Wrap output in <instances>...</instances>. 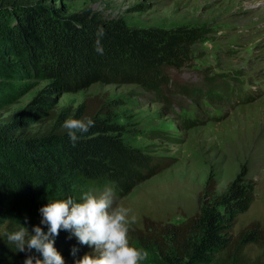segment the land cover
I'll return each mask as SVG.
<instances>
[{
	"label": "rangeland",
	"instance_id": "rangeland-1",
	"mask_svg": "<svg viewBox=\"0 0 264 264\" xmlns=\"http://www.w3.org/2000/svg\"><path fill=\"white\" fill-rule=\"evenodd\" d=\"M23 1L62 7L67 15L87 11L98 20H120L134 28L195 27L206 38L192 48L190 68L171 75L175 86L165 92L167 101L135 84L95 83L77 92L52 93L46 100L49 106L37 111L32 103L49 88L50 80L6 78L0 73V124L20 115L16 131L36 132L41 123L62 126L84 101L97 100L101 109L97 116L122 128L97 136L112 137L163 164L126 197L115 195L117 206L137 216L136 227H149V221L180 224L196 211L208 178L221 194L244 168L255 183V195L235 231L251 222L264 229V0ZM211 79L217 84L213 91L206 86ZM104 187L75 186L74 199ZM7 196L0 198V230H18L25 217L28 225H35L37 217L31 214L36 210L23 193L14 205ZM59 196L57 190H48L44 204ZM130 244L150 253L143 263L158 264L152 244L137 237L130 238ZM5 250L0 264H17L15 248ZM247 251L255 257L262 250L252 246ZM67 257L65 264H73L70 252Z\"/></svg>",
	"mask_w": 264,
	"mask_h": 264
},
{
	"label": "trees",
	"instance_id": "trees-1",
	"mask_svg": "<svg viewBox=\"0 0 264 264\" xmlns=\"http://www.w3.org/2000/svg\"><path fill=\"white\" fill-rule=\"evenodd\" d=\"M98 26L105 31L103 55L95 51ZM205 38L204 31L195 27L134 28L120 20H98L87 11L67 15L58 6L0 0V73L6 78L50 80L49 88L32 103L37 111L49 106L46 100L52 93L77 92L95 83L135 84L167 101L165 92L175 86L171 75L190 68L192 48ZM206 83L212 91L217 86L213 79ZM100 110L97 100L87 99L70 115L95 122L75 146L59 122L41 123L36 132L16 131L20 115L0 124V198L8 195L14 205L22 192L36 210L31 215L39 225V209L50 189L57 190L62 200L76 198L75 186H110L122 199L156 175L163 164L155 158L112 137L96 135L122 129L101 120ZM254 195L255 183L244 168L221 194L208 178L192 215L177 225L150 221L145 228L132 225L129 240L137 237L152 244L158 264H264V229L258 222L235 231ZM4 233L0 230V261L6 248H14ZM69 235L61 231L54 245L64 260L73 246L79 248V258L91 252ZM252 246L261 253L252 257L247 251ZM25 258L16 252L17 264Z\"/></svg>",
	"mask_w": 264,
	"mask_h": 264
},
{
	"label": "clouds",
	"instance_id": "clouds-1",
	"mask_svg": "<svg viewBox=\"0 0 264 264\" xmlns=\"http://www.w3.org/2000/svg\"><path fill=\"white\" fill-rule=\"evenodd\" d=\"M95 35V51L103 55L101 41L105 35L104 28L98 26ZM94 126L95 122L90 118H69L62 128L75 146L81 136ZM39 213V225L29 227L25 217L18 230L4 233L15 252L25 254L23 264H65L54 246L61 231L70 233L68 239L74 237L80 246L91 249L76 259L79 248L73 246L70 250L73 264H143L150 257L147 250L130 244L131 226L138 218L129 208L116 205L115 192L110 186L99 193L85 191L79 200L68 197L47 202Z\"/></svg>",
	"mask_w": 264,
	"mask_h": 264
}]
</instances>
